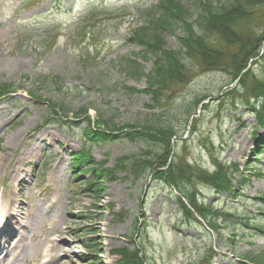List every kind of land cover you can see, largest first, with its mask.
I'll list each match as a JSON object with an SVG mask.
<instances>
[{
	"label": "rangeland",
	"instance_id": "374dc122",
	"mask_svg": "<svg viewBox=\"0 0 264 264\" xmlns=\"http://www.w3.org/2000/svg\"><path fill=\"white\" fill-rule=\"evenodd\" d=\"M153 1L154 0H67V6L65 7L66 11H68L76 2L74 12L62 14L56 18H51L50 21L52 23H61L60 27L65 28V30L68 31L66 34H69L70 31L68 27L72 26L78 19L79 15L88 10L93 4H99L100 6H105L108 9H115L124 4L132 5L143 3L150 5ZM18 2H20V0H0V74L3 75L6 81H18L22 75L27 73L32 74L33 77H37L38 74L35 72V65L33 64L36 56L32 54L25 56L24 54L17 52L13 54V36L9 35L12 28L8 29L3 27L4 24L13 22L12 16ZM47 22L48 20L42 23L41 26L46 25ZM122 22L124 23L122 24ZM136 22V20L129 21V18H127V20L118 22L117 26H115V24H109L107 32L102 37L105 42L100 40L99 33H101V28H96L97 35L94 36V38H91V43H93L91 48L92 52L95 54L97 53V50L100 51L98 62L101 63V66L99 72H96V77L99 78L107 70L113 76L112 79L118 77L115 72H112L109 69V65L111 64V60L115 59L116 56L130 50L126 45H122V39L126 36V27L130 28V25H133ZM41 29H43V27H41ZM63 38H65V36ZM167 40L171 46L176 45L175 38L168 37ZM67 41V38L63 39L60 48L53 54L49 55L44 61L43 65L48 67L46 72L49 73V70L54 69L58 73H62L63 69H66L67 60L73 59V56L68 54L66 51ZM80 51L81 50H79V52ZM40 71L42 70H38V72ZM84 74L85 73L80 71L79 67L74 64H70L67 74H64L63 76L65 77L66 83H71L73 86H82L81 92L65 97L62 91H57L52 96L47 97L54 99L58 98L62 103L73 110L95 102L99 106L101 105L103 113L106 116L109 115V117L115 119V122L120 124L126 122L144 123L147 121L148 110L145 107L146 100L144 97H140L132 93L125 85L123 89L111 94L96 92V85L91 88V92H88L87 89H90L91 86H89L88 82V73L87 75ZM232 80V76H228L224 73L204 72L202 75L198 76L191 86L187 89H185L187 86L183 88L179 98L175 99L177 95H173L167 102L166 109L162 111L163 113L160 115L162 117L161 123L174 125L175 129H177L180 134H183L186 131L187 134L184 139L187 140L189 145L188 152L192 153L193 158L199 160L200 163L203 161L207 162L209 160L210 152L209 149L205 147V144L208 145L207 137L209 134L216 142L215 149L217 150V153H219L221 149L224 150L222 154L223 160L231 159L235 163L244 167L246 163L249 164V159L255 158L254 155L249 156L252 149L250 140L252 132L250 133V127L253 123V118L252 116L245 114L247 110L244 107L237 106V108L234 105L233 107L230 106L228 109L225 108L223 119L221 122H218L221 115L219 117L217 115L218 113L220 114L221 111L218 112L217 104L219 100L223 98L220 93L223 86ZM108 81L110 83V80ZM128 85L135 86L137 84L128 81ZM104 91L107 90L105 89ZM195 96L210 99V104H208L210 106H207L209 109L206 113L204 111L205 114L203 113L204 115L200 120H198L200 122V128L194 136H192L189 130H187L188 124L186 118L187 114L197 109V106L193 104ZM23 99L24 97L22 96L18 97V101L20 102ZM101 99H104L103 103L100 102ZM109 99H111V106L106 104V101H109ZM214 101L215 103H213ZM30 102L31 101H22L21 104H23V106L18 110L15 105L11 104L13 110L16 111L10 112L6 109L0 115V146L4 151L1 154L6 155V153L19 149L26 142L29 131L34 129L42 121V116L44 114L48 113L44 107L36 105L33 102H31V104ZM194 107L196 108L193 109ZM193 113L190 117L193 116ZM66 120V123H68L71 121V117ZM155 122L157 121L153 120L151 121V124H154ZM189 124H191V121ZM243 124H245V126H243ZM86 127V124H82V127L75 131V137H72V149H76L85 143V140L82 138L83 130L81 129ZM67 133L68 124H66L65 129L58 126L57 128H53L49 137V143L51 144V149L55 152L53 153L54 160H52V162H59V167L57 168L55 164L52 166L50 165L51 169L50 167L46 168L42 179L38 180L39 178H37L34 185L36 186L37 184L44 183L45 181L46 186L50 187V191H44V189L39 192L33 189L24 190V192L31 196V198H37L32 205L31 210L33 211V214L26 220L27 223L33 227L30 236L35 234L40 236L38 240L40 242V246L36 250L37 244H31L29 249L31 253L38 252L41 249L43 244L42 238L44 237L46 240V237L50 234V232L53 238H58L59 236L65 235L64 228L67 226V229L65 230L68 232L71 231L73 234L72 229H75L77 226L74 224L72 226L71 217L81 215L84 217L83 219H85V221L80 224L81 227L89 226L90 232L97 233V237L94 242L100 245L99 251L103 252L101 256L107 264H117L116 259H112L108 255L109 252H112V250L126 245H128L131 249L137 246L139 242L137 243L136 240L130 238L137 233V227L142 228L145 249L151 256H153L158 264H180L177 255L179 250L183 251L185 249L186 251L184 250V252L189 253L188 255L190 256L193 255L192 250H188L186 248L185 241L192 243L190 237L197 233L194 232L195 229L193 226L189 227L184 224V222L180 226L177 225L183 221V218L179 213V208L175 204L168 189H166L163 184H160L159 181L150 180L145 183V180H143L138 185H135L129 180L107 183V189L103 190L102 194L103 201H99L96 196L91 193H86L82 188H80L83 186L80 182L79 186L77 184L75 187L78 190H76L75 199L72 201L70 194L74 188L70 187L72 173L69 161L71 159L68 152L61 151L58 149L57 145V142L60 140L64 143L69 140L70 135L68 136V139L65 136ZM69 144H71V142ZM145 149H151L154 153L160 152L161 150L159 145L153 142H130L128 140H121L119 144H115L113 142L106 144L96 143L95 146L92 147L93 158L96 161H101L108 155L110 157L109 162L111 161V164L114 163L115 159L120 154H132L144 151ZM1 154L0 160L3 158V155ZM38 162H42V160H39ZM261 164L264 168V156ZM27 169L30 171L29 167ZM31 169L32 178H34L36 170L34 167ZM126 174L127 173L123 174V176ZM30 178L29 180L31 181ZM248 179H250V182ZM248 179L247 181L249 183L246 187L251 188L249 191L252 196H257L260 192L264 191L262 190L264 189V178L256 179L254 176H249ZM151 183L152 188L147 194L146 202H144L145 192ZM259 186L261 188H259ZM201 189L203 195L209 201H218L220 199L213 193V191H211L210 188L201 187ZM223 202L224 200L222 203ZM60 204L62 205L61 209H63V211L65 210L63 220L55 230L48 231L43 224L45 221L43 215L49 206L52 207L51 216L54 215V213L56 214L57 205ZM256 207L264 206L261 203H257ZM60 212L62 211L60 210ZM120 214H123L122 217ZM143 220L146 221V224L143 227H140ZM175 227L176 229H174ZM179 227L183 229V236L181 237L178 236ZM93 234L83 235L84 237L81 238L76 237L78 242L72 243L71 250L75 249L78 254H83L84 248L82 246V241L85 242L87 239L89 240L93 237ZM129 234L130 236H128ZM187 235H190V237H186ZM125 237L129 239H126ZM221 238L225 239L226 236L224 235ZM71 239L72 238H70V240ZM256 239L258 241V248L264 249V238L258 237ZM216 243L217 241L215 240V244ZM248 251L251 250H245V252ZM54 254L57 255V259L60 258L64 254V247H61V249L58 247L54 251ZM194 259L199 260L201 264H205L201 255L196 256ZM54 264H58V262H55ZM64 264L86 263H82L81 259L78 260L77 257H73V259L69 258V260ZM221 264L233 263H230V260L227 261L226 259Z\"/></svg>",
	"mask_w": 264,
	"mask_h": 264
},
{
	"label": "trees",
	"instance_id": "16d2710c",
	"mask_svg": "<svg viewBox=\"0 0 264 264\" xmlns=\"http://www.w3.org/2000/svg\"><path fill=\"white\" fill-rule=\"evenodd\" d=\"M183 1L184 0H162L159 5L151 7L146 12L139 14L142 21L135 30L134 39L139 45L145 47L146 54H150L156 58L154 72L149 75L145 74L144 66L140 63L138 64L137 61L128 60L126 64L122 65L123 70H128L134 76H146L149 79L150 88H154L158 96L165 91L169 83V78H173L179 72L183 71V64L186 57L198 60H203V58L211 60V57L215 54L214 47L212 48L209 45V41L206 37L212 34V32L222 27V30L227 33L225 26L230 23L231 20L236 21L239 19L240 26H243V17L245 19L248 18L246 20L248 24L255 16H258L257 14H261L260 10H264V0H227V3H224L218 8L214 5V1L221 2V0H186L187 5H185ZM262 14H264V12ZM193 19L194 22H196L195 24L203 31V34H199L194 30L195 25L191 22ZM259 19H262V21L258 22L259 26L264 25V17H260ZM180 29H184L187 33L185 38L181 40L183 48L179 51L166 50V32H177ZM248 37L249 36L242 34L239 41L234 42L230 36L225 44L230 50L239 49V47H245L246 41L249 40L251 36L250 38ZM259 41H261L259 36L250 39V42L255 44H258ZM143 57L147 59L146 55ZM239 57H241V53L238 54V58ZM238 63L240 62L235 59L234 64ZM248 76L247 74L244 77L245 81ZM253 80L255 84L259 85L260 83L264 86V83H261L257 77L253 76ZM160 121L162 122L161 119ZM162 124L163 123L160 122L149 124L144 127L145 130L141 131V134L139 131L138 135L140 134L142 138L147 137L146 139H149L159 146L163 145V151H166L169 148V141L165 138L172 135L171 132L173 131L172 127L168 124ZM161 156L162 155L158 154L155 159L136 160L134 163L136 176H140V172L145 173L149 168H152L156 159L162 160V158H160ZM124 166V163H122V167ZM107 175L109 178H113V173L111 171H109ZM199 175L200 173L192 171L184 162L178 160L172 163L170 167V176L172 180L178 184L180 181L191 182L192 179H195ZM202 175L206 178L205 174ZM123 254L126 264H144L137 252L129 253L126 251L123 252ZM256 260L263 263L264 256L257 257Z\"/></svg>",
	"mask_w": 264,
	"mask_h": 264
}]
</instances>
